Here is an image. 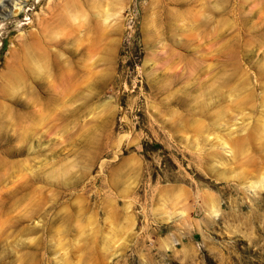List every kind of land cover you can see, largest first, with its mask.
Instances as JSON below:
<instances>
[{
    "label": "rangeland",
    "instance_id": "obj_1",
    "mask_svg": "<svg viewBox=\"0 0 264 264\" xmlns=\"http://www.w3.org/2000/svg\"><path fill=\"white\" fill-rule=\"evenodd\" d=\"M17 2L0 264H264V0Z\"/></svg>",
    "mask_w": 264,
    "mask_h": 264
},
{
    "label": "bare ground",
    "instance_id": "obj_2",
    "mask_svg": "<svg viewBox=\"0 0 264 264\" xmlns=\"http://www.w3.org/2000/svg\"><path fill=\"white\" fill-rule=\"evenodd\" d=\"M24 1V0H23ZM24 4V3H23ZM23 4L22 3H15V5H14V8H12V10H11V16H12V14L13 15H16V13L17 12H19L21 9H22V6H23ZM18 14V13H17ZM5 19L7 20L8 18H4V19H2V20H0L1 22H0V25H2L3 23H4V21H5Z\"/></svg>",
    "mask_w": 264,
    "mask_h": 264
},
{
    "label": "water",
    "instance_id": "obj_3",
    "mask_svg": "<svg viewBox=\"0 0 264 264\" xmlns=\"http://www.w3.org/2000/svg\"><path fill=\"white\" fill-rule=\"evenodd\" d=\"M9 16H11V13H10V12L7 13L5 16L0 17V20H1V19H4V18H6V17H9Z\"/></svg>",
    "mask_w": 264,
    "mask_h": 264
}]
</instances>
